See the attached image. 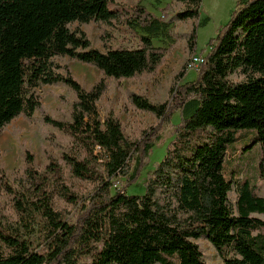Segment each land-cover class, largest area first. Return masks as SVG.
Wrapping results in <instances>:
<instances>
[{
  "label": "trees",
  "instance_id": "1",
  "mask_svg": "<svg viewBox=\"0 0 264 264\" xmlns=\"http://www.w3.org/2000/svg\"><path fill=\"white\" fill-rule=\"evenodd\" d=\"M202 3L171 0L157 16L141 0L129 7L117 0H0V133L17 118L35 119L40 88L63 86L72 96H63L64 116L41 117L49 143L41 168L30 148L22 149V166L11 177L0 165V188L16 214L15 223L2 219L0 191V264H212L204 241L225 264H264L258 216L264 196L257 186L264 174L242 176L224 165L237 152L230 146L240 130H253L243 135V151L254 143L264 150V0H236L229 21L201 51L196 78L185 81L197 53ZM177 22L190 28L175 31ZM92 24L101 30L103 50L86 30ZM116 29L137 46L115 47ZM161 35L168 46L155 44ZM179 41L187 57L170 97L153 101L127 92L124 112L141 110L159 121L140 137L128 136L114 100L103 114L99 104L112 81L156 74ZM74 60L96 67L100 78L81 83L69 65ZM177 112L176 137L145 192L130 193ZM70 176L94 186L81 204ZM118 176L126 184L114 189ZM58 198L77 207L72 221ZM41 224L45 246L36 251L26 236Z\"/></svg>",
  "mask_w": 264,
  "mask_h": 264
},
{
  "label": "rangeland",
  "instance_id": "2",
  "mask_svg": "<svg viewBox=\"0 0 264 264\" xmlns=\"http://www.w3.org/2000/svg\"><path fill=\"white\" fill-rule=\"evenodd\" d=\"M117 1L126 7L137 3V0ZM170 2L171 0H141V3L157 16L162 15L163 8L170 4ZM235 7L236 0H203L200 16L202 26L199 27L198 30L197 53L193 57H198V54H201L203 48L207 47L209 40L216 36L219 28L229 21ZM170 14L173 15V12ZM205 18H209L206 25L203 23ZM189 28L190 24L186 25L181 22H177L173 27L175 31H187ZM86 30L94 47L103 50L102 42L100 40V28H98L97 25L92 24L88 26ZM113 34V45L115 47L137 46V42L133 40V37L128 32L116 29L113 30ZM154 42L156 45L163 46H168L170 43L165 35L156 37ZM208 50L209 48L206 49L205 54ZM186 57L187 54L184 42L179 41L174 44L171 53L156 74L139 79H125L121 82L112 81L106 98L99 104L101 114H103L105 110L107 101L114 100L115 107L117 111L120 112V117L124 122L125 131L128 136L132 138L140 137L144 130H150L152 127H156L159 124V121L152 114L132 108L128 112L122 110V107L126 102V94L128 91L144 92L153 101L166 100L170 97L169 91L173 84L174 76L180 71ZM69 65L74 76L86 86H90L100 78V71L94 66L83 64L77 60L70 61ZM191 65L192 60L185 81H191L196 78L197 68L193 69L191 68ZM39 94L41 96L42 107L35 113V119L29 121L23 117L17 118L0 133V165H2L7 171L9 177H11L14 171L19 170L22 166L21 152L23 148L32 149L36 154L39 167L41 168L43 166L44 157L42 151L44 147L49 146V143L47 142L44 131L41 127V117L43 114H51L54 117L60 118L69 110V104H66L63 101V96L67 99H71L72 96L63 86H45L39 89ZM179 122L180 114L177 112L173 115L171 123L163 126L160 140L155 144L150 155V163L144 168L139 179L128 188L130 193L143 194L145 192V182L147 177L153 172L155 164L163 159L169 144L175 139V128ZM252 134L253 130L239 131V139L230 146V149L235 147L237 152L231 161L226 160L224 163L226 167L230 165L234 166V168H238L242 176H251L256 173L258 175L262 173L264 174L263 148L257 143H254L250 148L243 151L248 142L247 138L243 135ZM230 153L232 154L231 150ZM69 178L73 181L76 191L82 198L79 204L90 198L94 188L93 184L82 182L75 177L70 176ZM114 181V189L115 187H123L126 184V178L122 176L114 178ZM257 186L259 195L264 196V179L261 178V176L258 177ZM0 191L3 194L2 204L4 206L1 211L2 219L15 223L16 214L11 207L9 198L1 188ZM57 204L59 207L63 206L67 209L68 213L66 218L72 221L77 207L66 205L59 198L57 199ZM258 216L264 219L263 214ZM41 228L42 224L36 227L33 233L26 236L31 243L32 249L36 251H41L45 246V237ZM202 244L207 260L210 263L225 264L224 261L218 259L216 251L213 250L207 242L204 241ZM90 259V257H87V260Z\"/></svg>",
  "mask_w": 264,
  "mask_h": 264
},
{
  "label": "built area",
  "instance_id": "3",
  "mask_svg": "<svg viewBox=\"0 0 264 264\" xmlns=\"http://www.w3.org/2000/svg\"><path fill=\"white\" fill-rule=\"evenodd\" d=\"M203 61H204V56L198 54V57L192 58L191 68H193V69L197 68L198 69L199 64H201Z\"/></svg>",
  "mask_w": 264,
  "mask_h": 264
}]
</instances>
